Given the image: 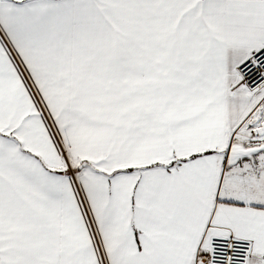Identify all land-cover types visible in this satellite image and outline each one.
<instances>
[{"label":"snow or ice","instance_id":"1","mask_svg":"<svg viewBox=\"0 0 264 264\" xmlns=\"http://www.w3.org/2000/svg\"><path fill=\"white\" fill-rule=\"evenodd\" d=\"M0 264H264V0H0Z\"/></svg>","mask_w":264,"mask_h":264}]
</instances>
